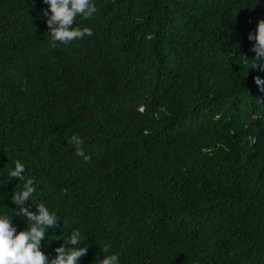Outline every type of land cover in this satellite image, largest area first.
<instances>
[{"label":"trees","instance_id":"16d2710c","mask_svg":"<svg viewBox=\"0 0 264 264\" xmlns=\"http://www.w3.org/2000/svg\"><path fill=\"white\" fill-rule=\"evenodd\" d=\"M94 2L95 17L78 23L125 34L136 67L155 82L150 97L164 99L146 116L115 108L107 86H118L124 66L94 75L73 62L89 49L50 46L44 0H0V212L15 211L9 196L24 178L7 181V169L19 160L36 185L26 204L60 217L42 241L49 258L79 228L88 245L79 264H97L106 243L121 264H264V159L221 129L249 131L264 150V91L254 80L264 68L246 69L234 94L227 84L254 55L247 33L264 0ZM176 94L186 101L176 121L184 129L157 149V115L173 113Z\"/></svg>","mask_w":264,"mask_h":264},{"label":"clouds","instance_id":"9594fccd","mask_svg":"<svg viewBox=\"0 0 264 264\" xmlns=\"http://www.w3.org/2000/svg\"><path fill=\"white\" fill-rule=\"evenodd\" d=\"M259 2L260 0H257L255 4ZM44 3L47 7L42 9V14L48 25L47 33L50 36V46L56 47L58 42L64 44L74 42V50L80 47L89 49L90 52L82 58L74 56L73 62L77 65H84L96 76L106 77L112 73L113 67H125V70L121 72L122 78L118 86H107L116 89L115 108L125 110L136 108V112L146 116L150 110V103H159L164 99L150 97V91L154 88L155 82L148 83V76L136 67V56L129 47L125 34L107 32L98 34L95 28L92 29V26L78 23V17L84 19L95 17L97 8L94 0H44ZM247 36L252 41L251 50L254 55L244 54L242 64L245 63L247 66L235 68L236 73L230 78V83H227L233 94L247 83L244 75L246 69L264 68V17L257 19L255 29L250 30ZM96 41L100 42L101 54H98L94 47ZM217 48L216 45L210 46V49L214 51ZM125 76H127L126 79ZM254 80L264 91V78L257 75ZM121 83H125V86L119 89ZM219 83L220 81L216 79L211 82L208 86L209 91L212 92V89L218 87ZM185 102L182 94L173 95V113L157 115V126L161 135L158 140L160 143L164 141L157 149L174 144V141L182 134L184 127L179 126L176 121L186 111ZM119 119L120 117L117 116L116 120L107 119V121L115 122ZM221 129L228 137H236L235 139L241 142L246 141L259 161L264 159V150L257 145L256 137L249 135V131L244 132L228 126H222ZM213 150L212 145L209 155ZM25 168V164L17 160L13 166L7 169V181L13 178H24V183L19 190L11 192L9 196V199L16 205V207H12L15 211L12 213L0 212V264H79L80 257L88 249V245L81 243L83 240H87V236L83 235L79 228H74L66 236L67 244L55 247L56 254L52 258L42 251V241L51 240L47 238L48 230L58 225L60 217L43 202L35 203V210H31L29 204H26V201L34 202L32 197L36 191V185L33 179L24 177ZM3 198L4 195H0V199L3 200ZM13 214L25 218L26 226L18 228L17 224L13 222ZM109 249L110 245L106 243L103 250L100 251L103 255L96 259L97 264H121L120 255Z\"/></svg>","mask_w":264,"mask_h":264}]
</instances>
